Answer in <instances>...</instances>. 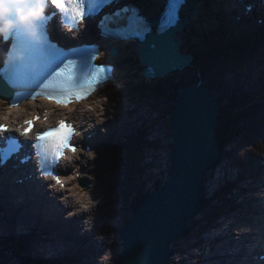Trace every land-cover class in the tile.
Segmentation results:
<instances>
[{
  "label": "water",
  "instance_id": "obj_1",
  "mask_svg": "<svg viewBox=\"0 0 264 264\" xmlns=\"http://www.w3.org/2000/svg\"><path fill=\"white\" fill-rule=\"evenodd\" d=\"M177 31L178 28L171 33ZM152 43L156 41L152 39ZM145 46L138 53L140 64L145 66V76H164L181 68L182 64L177 55H171L166 61L158 60L153 50H149L148 42ZM163 46L158 49L161 50L159 52L169 53L172 44L163 43ZM115 50H112L113 55ZM202 102L195 95H185L184 98L176 100L169 144L173 148L170 178L162 188L145 198L130 218L131 223H127L123 234L122 251L113 264H164L171 252L170 244L184 232L189 221L200 209L203 193L201 179L207 168L215 164L217 152L213 132L215 105L204 107L203 110ZM190 108L206 117L211 125L201 119L202 117H196V114L194 119L188 118ZM186 124L192 127L199 125L200 129L193 134L183 135V130L187 129ZM143 220H147L145 227L141 225ZM132 228L139 232L131 236L129 232ZM143 230L146 231L141 232Z\"/></svg>",
  "mask_w": 264,
  "mask_h": 264
},
{
  "label": "bare ground",
  "instance_id": "obj_2",
  "mask_svg": "<svg viewBox=\"0 0 264 264\" xmlns=\"http://www.w3.org/2000/svg\"><path fill=\"white\" fill-rule=\"evenodd\" d=\"M209 1H211L210 2L211 4H214L216 0H209ZM147 2H148L147 4H149V1H147ZM210 3H205V6L208 5L209 6L208 8H210ZM225 6H227V2H226V5ZM215 12H216V18L219 21V23L221 24V27H219V28H222L223 27V23L221 21H222V17L224 16L225 12H224L223 15L221 13H219L218 11H215ZM183 15H184V25H185V30H186L187 29V21H188V18L191 17L193 15V13L192 12H189V11H187V9H185L183 11ZM229 20L232 21L231 19H229ZM147 26L150 27L149 25H147ZM165 27L168 28L167 26H165ZM227 28H232V26L229 25V27H227ZM227 28L225 29V32L226 33H228ZM215 33L217 35H221V32H219V31L214 32V34ZM169 34H170V37L172 38V40L175 41V42H177V38L178 39L184 38V35H180L179 36V35L176 34V36H175L173 33L172 34L169 33ZM228 35H229V33H228ZM231 35H232V33H231ZM223 36H225V34H223ZM133 44L132 43L123 44L122 46H123V48L127 49L128 47L132 46ZM134 46L136 47L137 50L139 49V45L137 46L136 43H135ZM110 49H112V46L111 45H109L108 49H107V47H105V50L106 51L107 50L109 51ZM224 49L221 48V47H219V50L218 49H215V51H217V52L218 51H220V52L228 51V50H224ZM150 50H153V53H155L156 59L162 60V61H166L171 55H174L171 52H169V53L159 52L161 50H158L156 47L151 48ZM178 52L183 53V42L181 44L180 51H178ZM250 52L252 53V50ZM124 54H125V52L123 50H121V51L118 50L117 56L115 57V55H114L113 57H111L112 63H115V64L117 63V68H118V71L119 72H121V65L123 64V61L125 59ZM255 55H257V56H264V53L263 52H259V51L256 50L255 51ZM217 57H218V55H217ZM258 59H259V57H258ZM107 60H108V62H110V58L109 57H106L105 58V61H107ZM218 60H219V57H218ZM253 60H254V57H250L249 62H253ZM250 65H252V64H250ZM251 72H252V70H249L246 73V75H249ZM207 76L208 75L206 74V72H203L202 79L207 78ZM127 79H128V77H127ZM118 80H119V78H118ZM126 87H128V80H120L117 83H115L114 85H110L109 88H107V90H106L107 91V94L106 95H109V98H110L109 100H113L116 104H120L118 102V99H116V97L114 96V94L115 95L122 94L123 91H124V88H126ZM127 90L129 92H131V94L134 97L133 89L129 88ZM148 90L149 89H146L145 90V93H144L143 96L141 94H138L134 98L135 101H136L135 106L134 105L131 106L132 109H133V111H134V114H135V121L134 122H137L138 125H139V127H145L146 122L148 120L149 121L152 120L151 114H149L150 111L152 110V107H151L150 104H149V106H147V104L149 102L155 104V103L158 102L159 98L161 97V96H156V97H150V98H148ZM113 92H114V94H113ZM258 93H262V92L259 91V90H257L256 93H255V95L258 94ZM153 95H155V94L153 93ZM218 95H219V91L218 90H217V95L214 92L211 91V94H210L211 98L214 101H216L218 104H221L222 107H223V111H224L225 106L222 103H227L228 100H224V102H222V100H220V97ZM240 95L241 96H245V94L242 93V92L240 93ZM138 97L144 99V104H145L144 107H143V103L142 102H139ZM254 98H258V97L255 96ZM228 104H229V102H228ZM136 105L137 106H140V107H136ZM204 107H206L205 104H203L201 106V108L203 110H204ZM188 113H189L188 118H192L194 116V114H196V117H199V118L202 117L201 119H204L206 121V123H208V125H211V122H209V120L206 117L200 115L199 112L196 111L195 109H193V108L188 109ZM131 116H132L131 113H129L128 111H126L124 109V107H122V112L121 113H114V118L115 119H119V120H121L123 122H129V119L131 118ZM193 119H194V117H193ZM256 119H258V116L256 117ZM233 120H234V126H235V123H237V118L235 116H233ZM186 126H187V129H186V131L183 130V135H185V134H193L195 132V130L200 129V126L199 125H195V127H192L189 124H186ZM147 128H148V126H147ZM132 129H134V128H133V125L131 124V125H129V130H132ZM129 130H127L124 134L125 135H128L129 134V132H128ZM181 133H182V131H181ZM172 153H173V151H172ZM172 153H171V155H172ZM116 155H117V153L116 152H113V158H115ZM99 158L102 159V160H104L105 162H107V160L111 159V157L109 158V156L107 154L100 155V156H98L97 159H99ZM249 174L252 175V176H255V172H253V171H251ZM97 178H98V180H96L91 186H89V187L88 186H82V187H80V191H88V190H91V188L95 184H97L95 186V193L98 196V202L97 203H94L91 200V203H92L91 206L87 210L82 209L76 215L77 217L80 218L81 221H88L90 223H94L95 222V224L92 227V229H88V228L83 227L84 229L81 230L82 235L85 236V239L84 240L89 239L92 236L93 233L95 234V231L97 233V236H101L102 237V240H100L98 242L97 248H94L93 246L90 247V248H86L84 245H82V249H80L79 255L80 256L81 255H85L86 258H87V263L88 264H102V263L105 264L106 263V262H103L104 258H101V256L103 255L104 251L105 250L107 251V249L110 247L109 246L110 241L108 239V241L106 242L105 239L103 238V236L104 235L106 236L108 234L107 223H108V220L110 218V215L115 210L116 204L118 202L119 203H122V201H121V193H122V191L120 189V186L117 183H115V184L112 183V181H114V179H113V176L109 173V169H108V165L107 164H105L102 167V169H100L98 171ZM250 187L251 188L248 189V191H252V193H248V195L255 196L256 193L259 190L256 181H254L251 184ZM207 190H208V185L206 184V193H207ZM246 192L247 191H245V190L242 191L241 192V195L247 194ZM104 199H105V201H104ZM75 201H77V199H75ZM228 202H230V199H228ZM96 209H98V210L95 211ZM5 213H6V211H5ZM200 214H203L202 211L199 213V215ZM199 215L192 221V223H190L191 224L190 226H198L199 225L200 222L197 223V218L199 217ZM0 217H1L0 223L1 224H4L6 226V228H8L9 230H11L10 227H9V222H8L7 218L5 217V215H3L0 212ZM21 219H24V218L16 219V222L22 228L27 229V230H30L29 236L32 239L31 240L32 243H31V245H29L30 246L29 249H27L28 250V253H33L34 255H37L38 254L37 257H40L39 256L40 253H41L40 251L43 250L44 245L41 244V242H39L40 239L38 238V236L36 234V231L33 230L34 227L33 226H29L33 222H24ZM213 219H215L214 222L219 227H221L220 226V219L219 218H213ZM222 222L224 223V220ZM58 227H59V225H58ZM50 230L52 231L54 229L51 226L47 225V222H45V225H43L41 227V229H40V231H42L43 233H47ZM75 231H74V233H75ZM47 235H49V234H47ZM204 235H205V233H204ZM43 236H45V235H43ZM144 236L146 237V235H144ZM236 236L238 238H240L238 235H236ZM13 240H16L15 232H12V233L6 235L5 239L3 240V249H7L9 243L12 242ZM77 241L80 244L79 229L77 230ZM56 244L59 246V240L58 239L56 240ZM228 246H229V244H228ZM176 248H177V250L175 251ZM17 249H18L16 251L17 253L11 252L10 254L5 255L4 258L7 259V260H16L18 258L19 252L22 254V256H25L24 255V251H23V249L20 246H17ZM172 249L174 250V253H173V255L170 258V260H172V263H169V264H185L184 259H181L179 257L181 255L180 254L181 253V248L180 247H176L175 246V243H174L173 246H172ZM60 250H62L61 247H60ZM66 250H69V248H66ZM72 250L74 252L76 251L75 248H72ZM118 252H119V250H118ZM43 253L46 254L47 252L46 251H43ZM0 254H1V252H0ZM49 254H50V256H52V253H49ZM70 256L71 255H69V257ZM95 256L100 257V259L97 260L96 258H94ZM212 256L213 255H210V258ZM61 257H62V260H65V264H69L68 261H67L68 255L61 254ZM71 257H73V256H71ZM109 257H113V255L112 256H109ZM241 261L242 260H237L236 259V262H238V263H240ZM112 262H113V258H112V260H110L106 264H112ZM229 262H232V259ZM18 264H20V263H18ZM74 264H83V263L81 261H77Z\"/></svg>",
  "mask_w": 264,
  "mask_h": 264
},
{
  "label": "rangeland",
  "instance_id": "obj_3",
  "mask_svg": "<svg viewBox=\"0 0 264 264\" xmlns=\"http://www.w3.org/2000/svg\"><path fill=\"white\" fill-rule=\"evenodd\" d=\"M130 48L131 47H128L127 49H125L126 61L121 68V72L117 71V76L119 78V81L120 80H128V87L124 88L122 96L131 99L132 100V106L133 105L135 106L136 101L133 98V95L131 94V92H129L127 90L129 88L133 89L134 97H136L138 94H141L143 96L146 89H149L148 90V98L156 97V96H162V98L161 97L159 98L157 103L153 104V103L149 102L147 104V106H149V104H150L152 107V110H155V111L151 110L149 113V114H151V118H152V120L150 122L152 123L153 126L161 124L166 130H168L169 136L171 137L170 129H171L172 123L170 122L171 121L170 118L165 119V117H166V115L171 114V112H172L171 102L172 101L174 102L175 99L170 97V94L175 91L176 87H174V83H162L161 85L156 87L157 84L155 85V83H150L144 77H142V75H141L142 67L139 64V61H138V58L136 55V50L134 48H133V50H129ZM127 77H128V79H127ZM160 90H166L167 92L162 93ZM153 93L155 95H153ZM138 99H139V102L143 103V107H144V105H145L144 99L140 98V97H138ZM162 101H163V103H161ZM136 107H140V106L136 105ZM148 126H149L150 131H152L154 129V128H152L151 124H149ZM167 141L170 142L169 137L166 139V142ZM140 148L141 147L139 145H137V143H136V145H135L136 152L133 153V159H138V160L143 159V154L141 152L142 148L141 149ZM165 152H166V154H165ZM165 152H164V156H163V154H160L159 162L166 164V168H167V162L166 161L167 160L170 161V159H171L170 155L172 153V150L170 148L167 149L166 143H165ZM168 153L170 155H168ZM165 156H166L167 160H164ZM125 164H126L125 153H122L121 175L118 178L117 182L122 180V178H123V176H122L123 165H125ZM166 168L164 169V171H166ZM145 177H146L145 173L140 174V179H144ZM132 196H133V193L131 194V198H132ZM104 201H105V199H104ZM125 203L127 205H129V201H126ZM214 204H216V203H212L211 205H214ZM127 205L118 202L115 206V210L110 215V218H109L108 223H107L108 234L106 236L105 235L103 236V238L105 239L106 242L109 239V241H110L109 246L110 247L107 249V251L105 250L103 255L101 256V258H104L103 262L108 263L110 260H112V258H113V262H114V259L117 256V254L121 253V244L120 243L122 241V237L120 235V230L122 229V227L124 225L123 219L128 215V213H129V215L131 213V210H127L124 212V206H125V208H127L128 207ZM97 210L98 209H96L95 211H97ZM192 234H194V232ZM191 235L187 234L185 236L184 241H183V239H179L177 242H175V246L179 247V245L183 241V243L180 245V247L186 248V245L188 244ZM4 250H6V249H3L1 252H3ZM118 250H119V252H118ZM176 250H177V248L175 249V251ZM11 252L17 253L16 250H13V251H9L8 254H10ZM18 255L20 258L22 257V254L20 252ZM112 255H113V257H109ZM94 258H96L97 260L100 259V257H98V256H95ZM3 261L6 262L8 260L3 258ZM113 262H112V264H113ZM13 264H18V263H13Z\"/></svg>",
  "mask_w": 264,
  "mask_h": 264
},
{
  "label": "snow or ice",
  "instance_id": "obj_4",
  "mask_svg": "<svg viewBox=\"0 0 264 264\" xmlns=\"http://www.w3.org/2000/svg\"><path fill=\"white\" fill-rule=\"evenodd\" d=\"M52 5L66 13H69L74 20L82 21L85 15V0H51ZM72 64L69 62L65 65V67L61 68L55 73L56 77H65L68 82L69 86V93L67 95L62 96H53L49 99L52 100L54 103L67 107L68 104L71 102V89L78 87L74 83V77L69 71V67ZM103 67L98 68L97 72L94 73L90 80L87 81L89 87L97 81L98 75L100 72H103ZM77 98H82L80 93H77ZM28 125H31V121H26ZM6 128L0 127V131H6ZM32 131L31 126L25 129L24 134L28 135ZM72 135V129L69 125L65 124L64 121L60 122L58 128L44 132L37 136L39 141H42L47 145L48 149H50L53 154L58 155L62 149L70 148L71 151L75 152L76 148L70 146V137ZM39 147V145H38ZM58 184L61 183L60 180L57 181ZM87 199V196L84 197ZM85 210H87V204L84 205Z\"/></svg>",
  "mask_w": 264,
  "mask_h": 264
},
{
  "label": "clouds",
  "instance_id": "obj_5",
  "mask_svg": "<svg viewBox=\"0 0 264 264\" xmlns=\"http://www.w3.org/2000/svg\"><path fill=\"white\" fill-rule=\"evenodd\" d=\"M48 8V0H0V38L16 31L22 39L36 40Z\"/></svg>",
  "mask_w": 264,
  "mask_h": 264
},
{
  "label": "trees",
  "instance_id": "obj_6",
  "mask_svg": "<svg viewBox=\"0 0 264 264\" xmlns=\"http://www.w3.org/2000/svg\"><path fill=\"white\" fill-rule=\"evenodd\" d=\"M224 112H225V111H224ZM232 125L234 126V120L232 121ZM232 130H233V129H232ZM136 201H137V203H139V202H138L139 200H136ZM136 201L134 202L133 205H137V204H136Z\"/></svg>",
  "mask_w": 264,
  "mask_h": 264
}]
</instances>
